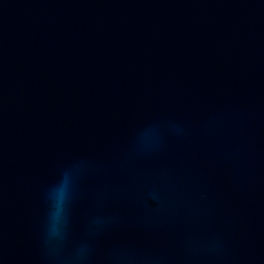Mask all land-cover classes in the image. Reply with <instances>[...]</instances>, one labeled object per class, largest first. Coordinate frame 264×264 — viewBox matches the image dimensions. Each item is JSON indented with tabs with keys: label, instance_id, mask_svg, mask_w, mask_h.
Returning a JSON list of instances; mask_svg holds the SVG:
<instances>
[{
	"label": "water",
	"instance_id": "obj_1",
	"mask_svg": "<svg viewBox=\"0 0 264 264\" xmlns=\"http://www.w3.org/2000/svg\"><path fill=\"white\" fill-rule=\"evenodd\" d=\"M0 264H264V0H0Z\"/></svg>",
	"mask_w": 264,
	"mask_h": 264
}]
</instances>
